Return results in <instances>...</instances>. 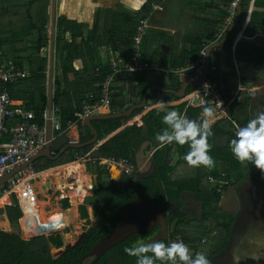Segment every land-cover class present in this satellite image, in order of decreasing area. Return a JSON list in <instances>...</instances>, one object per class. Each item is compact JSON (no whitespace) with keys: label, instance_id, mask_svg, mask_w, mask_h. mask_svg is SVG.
<instances>
[{"label":"trees","instance_id":"16d2710c","mask_svg":"<svg viewBox=\"0 0 264 264\" xmlns=\"http://www.w3.org/2000/svg\"><path fill=\"white\" fill-rule=\"evenodd\" d=\"M233 1L224 0L216 3L209 13L213 17L209 24L205 21H201V23L198 21L204 33L190 34L189 47L177 56H164V53L152 48V36L146 35L142 46L143 62H156L164 70L146 71L143 74H126L131 80V86L114 96L110 105L112 113L122 114L131 107L142 104L146 92L151 88L171 89L179 92L182 80L176 71L187 69L190 67V63L197 62L203 48L215 42L214 36L218 32L217 30L229 26L227 23L228 14L224 9ZM1 2L7 8L4 9L0 4V64L5 66L8 62L13 61L20 67L28 65L31 72L30 78L9 85L8 89L14 107L26 105L32 108L37 115L36 122L41 126H46V114L49 109L50 54L48 49H50L51 0H27L22 4H17L18 6L7 0H0ZM251 2L252 0L243 1L240 22L229 41L223 47L218 48V53L229 56L232 54L231 47L246 21ZM159 3H162V0H148L138 12H132L123 7L118 10L99 9L96 12L93 25L80 23L66 17L58 19L54 110L60 117L62 130H68L70 122L79 123L80 144L93 139L94 134L75 115L81 114L82 102L87 96H94V100L91 102L93 107L100 103L102 85L112 73L109 61H102L100 56L104 52L114 51L124 59L130 60L141 21H148L153 4ZM255 7L256 9L264 8V0H256ZM198 8L199 5H196L197 15H201ZM200 9L203 13L202 8ZM16 14L20 16L22 25L27 26L25 30H22L23 33L26 31L29 35L24 48L20 47V49L16 46L15 38V35L19 36L17 34L19 30H16V23L13 20ZM20 14H23L22 18ZM262 22H264V12H254L250 27L257 31H264ZM166 38L165 35H158L157 41L164 42ZM6 43L14 46L12 48L14 53L10 54L5 50L3 46ZM23 53L27 56H18ZM256 53L263 56L264 49H256ZM218 66L220 71L210 77L218 82L222 89H226L232 76L220 78L221 71L224 70L219 62ZM168 82L170 85H167ZM193 90L194 86H190L187 94L189 95ZM225 99L226 101L230 100L226 96ZM174 101H180L176 94L154 89L148 96L146 107ZM235 105L232 104L230 108L231 120L219 121L215 115L209 118L212 135L208 137L210 146L208 154L215 161V165L211 169L204 166L193 167L187 163L184 157L190 151L189 144L179 145L174 142L162 145L156 139V136L162 134L168 127L163 122V117L167 112L175 110L190 120L202 122L205 119L204 109L187 108L186 104L160 107L151 110L130 126H128L129 122L141 115L145 109L136 110L131 117L93 121V126L99 133L97 144L85 148H70L57 160L42 158L34 165L36 172L40 173L54 167L77 162L81 158L87 160V170L96 177V180L94 196L79 207L81 218L84 221L82 230L86 233V237L77 246L70 247L71 241L66 243V232L69 228L61 216L62 227L56 234L45 233L42 230L31 231L29 230L31 227L23 218V230L26 236L41 235L31 240H24L20 224L23 214L18 199L14 195V206L6 208L12 232L10 234L0 232V264H82L84 258L96 249L102 239L111 236L116 228L126 222L130 208L142 193H147L148 200L162 211L171 206L175 199L180 200L185 193L197 195L204 204L210 202L209 198L217 199L218 193L210 184L211 178L229 181L233 173L238 172V176H241L243 175L242 171L248 169L249 165L255 166L247 161L241 163L231 150V141L236 139L239 129L233 121ZM248 123L246 122L245 126ZM122 128L125 129L97 148L101 141ZM146 141H149V150L158 149L152 157L154 174L144 177L141 173L136 172L132 176L125 177L122 184L115 181L111 171L107 166L102 165L101 160L125 159L137 167L136 150ZM60 151L61 149L56 155ZM174 155L178 158L175 165L169 163ZM223 176L226 177L223 178ZM136 177L139 178L137 184H135ZM6 188L7 186L4 189ZM4 189L0 190V198ZM98 198L103 199V204L96 203L95 199ZM21 202L23 209L31 212L22 198ZM79 203V200L72 201V206L78 207ZM0 204L9 205V198L3 197L0 199ZM63 208L65 210L71 208L69 200L64 201ZM42 225L44 226V224ZM45 230L52 233L57 231V229L52 231L49 228ZM158 230L160 229L153 228L148 233L130 235L110 248L94 264H136V257L126 254L124 249L151 239ZM177 234L178 232L171 231L169 238L160 242L170 243ZM155 264H162V262L156 260Z\"/></svg>","mask_w":264,"mask_h":264},{"label":"crops","instance_id":"0c3cea01","mask_svg":"<svg viewBox=\"0 0 264 264\" xmlns=\"http://www.w3.org/2000/svg\"><path fill=\"white\" fill-rule=\"evenodd\" d=\"M7 1L15 4V6H18L17 4H22L24 3V1L27 0H7ZM147 1L148 0H135V1L118 0L115 3H113L114 0H108L110 5L113 4L116 5L108 6L107 8H102L99 7V5L97 4L96 5L91 4L93 2H91L90 0H57V22L59 18L66 17L70 20H75L80 23L93 25L96 19V12L99 10V8L111 9L112 7H118L117 9H113V10H118L120 7H123L124 9L130 10L132 12H138L142 9V7ZM222 1L224 0H162V3H159L162 6V10L152 11L150 19L148 21H145L146 31H147L146 35L150 34L152 36L151 47L158 49L159 52H161L162 54L164 53V56L179 55L181 51L189 47L188 42L191 39L190 34L197 35L204 33V30L200 25L201 21L202 22L205 21L207 22V24H209L210 20H212L213 18L209 14L211 9L215 6L216 3ZM255 1L256 0H252L246 21L234 40L233 47H231L232 54L230 56L224 53L220 54L217 52L218 48H220L218 47L215 48V50H213L211 55L212 56L211 64L217 67L218 69L217 72L220 71L218 62L219 65L224 70L223 72L221 71L220 78L224 79L227 76L229 77V75L232 76V78L229 79L228 86L226 87V89L224 88L223 91H224V95L230 98L229 102H231V104L233 105L236 104L235 105L236 109L233 111V119H234L233 121L239 128L244 127L246 122H249L250 120L254 119L260 112H264V54L263 56H260V54L258 55L256 53V49H264V34H263L264 31L262 30L257 31L254 30L252 27H250V21L253 16V13L264 12V8L256 9ZM99 3H104V2L100 1ZM120 3H123L124 6L122 5L119 6ZM0 4L4 7V9L7 8L5 5H3L2 2ZM196 5H199L198 10L199 13H201V15L199 14L197 15L198 12L196 10ZM101 6L103 5L101 4ZM51 7H52V0H51ZM200 8H202L203 13L201 12ZM71 9H75L73 15H70L68 12ZM242 12H243V7H242ZM20 15L22 18L23 14ZM238 17H239V9L236 19L232 23L228 24L229 25L228 27H221L217 30L219 31L220 29H223V34L219 40L217 41L215 40V42L212 45H209L208 47L209 51L211 50L210 48L213 45L219 44L225 40L229 29L234 26ZM241 17H242V13H241ZM50 18H51V24H50L49 35L51 40L52 8H51ZM13 20L16 23V27H15L17 28L16 30H19V33L16 32L19 36L15 35L16 43H17L16 46L18 47V49H20V47L24 48L25 44L27 43V39H29L28 38L29 35L26 31L23 33L22 30H25V27L27 26L22 25L23 23L20 22V16L18 14H16L13 17ZM227 23H228V19H227ZM262 24L264 25V22H262ZM235 28L233 29V31L235 30ZM233 31L230 33L228 39H226L227 41L225 40L226 42L224 43V45L229 41ZM57 33H58V23H56V35ZM158 35H165L167 36V38L164 40V42L162 41L158 42L157 41ZM244 39H247L248 41L245 42ZM6 44L3 46L5 50H7L10 54L14 53V51L12 50L14 46L11 45L10 43H6ZM49 54H50V50H49ZM18 56H27V54L23 53V54H19ZM143 56H144V52H143ZM100 59L104 62H107L108 60L111 59V56H109V53L104 52L100 56ZM149 63L156 64L159 68V70L157 71L164 70L162 66L156 62H149ZM194 64L195 62L190 63L189 68L187 69L183 68L177 70L176 72L182 70H188L192 68ZM24 67L29 69L28 65H25ZM55 70H56V60H55ZM167 73L169 72L167 71ZM178 75H180L181 77L182 87H183L184 78L188 77L193 80L195 79L194 73L191 70L186 71L183 74L178 73ZM167 85H170V82H168ZM130 86H131V80L128 79V76L126 74L119 75L114 84V89H113L114 94L117 95L122 90L130 88ZM190 86H194V90H195L199 87V83L190 84ZM181 89L179 90V92L181 91ZM162 91L165 92L168 91L167 93L176 94V96L178 93L171 89L169 90L162 89ZM187 95L188 94L186 93V96ZM185 98L183 99L179 98L180 101L164 103L162 104V106L161 104H159L153 107H145L144 108L145 111L141 115L130 121L128 126L140 120L143 116H145L148 112H150L153 109H157L160 107L180 106L184 104ZM108 114H114L112 113L110 106L109 107L102 106L98 109V111L95 113L94 116L108 115ZM53 116H55V113H53ZM87 119L88 118L84 120L83 124H85ZM123 129L125 128H122L116 131L115 133L111 134L109 137L105 138L104 141L100 142L97 148L101 144L110 140V138L114 137L116 134L120 133ZM55 132L56 131H53L52 133L53 141L51 145L54 158L59 159L60 157H62V155L66 151L58 158L61 151L72 144L73 139L77 138L80 144V140H79L80 130H79V123L77 122L68 130H62L60 132H56L57 134ZM148 142L149 141H146L145 143L140 145L139 148L140 149L143 148L145 152H149V156L147 160L150 159V162H152V157L155 154L156 150L158 149L152 148L151 150H149ZM59 149H61V151L58 155H56ZM42 158H47V157H42ZM42 158L36 160L32 164V167L34 168V165L38 163ZM57 159H53V160H57ZM177 159H178L177 156L174 155L170 159L172 160L173 163H170V161L169 163L175 165ZM86 163L87 160L81 158L77 162L54 167L40 173L36 172V170L34 169L36 174L33 181V185L36 188V193L38 196L40 193L42 194L44 193L46 197L47 196L49 197L51 191L54 190L55 194L61 196L60 198L55 197V199L58 202L61 201L63 205L65 200H69L70 202L71 205L70 209L65 210L63 206L62 208H60V204H58L57 208H52V214L56 213L57 216L63 214L65 217L64 221L67 227L69 229L72 228L71 233H69L71 236L70 235L67 236V242H66L68 243V241L70 240L73 245L71 247L77 246L80 243V241L86 237V233L82 230L84 221L82 220L79 212V207L82 203L85 202V200L83 199V202L81 203L82 201L81 198L77 196H75L76 197L75 199H71L72 197H69L68 195L69 194L71 195L73 191L71 189L67 191H62L61 187L65 185L68 186L72 185L76 187L75 186L77 184L76 174L75 173L70 174V172L66 167H68L69 165L73 166L76 164L79 165L81 164L84 166L85 174L91 178V182L92 179H94V183L92 184V191L94 196L93 187L95 186L96 177L88 172ZM135 168L137 169V172L141 173V175L143 176V171H144L143 167H139L137 164V167L135 166ZM58 171H60V176L55 177L54 174ZM113 171L115 172L116 175L121 174L115 168ZM262 172L263 174H261ZM50 173H52L53 175L44 177L45 175ZM238 174H239L238 172L233 173V176L229 178V181L217 180L215 178H211L210 184L212 185V188H214L218 193V198L217 199L209 198L210 202H208V204L202 203V201L198 198L197 195H194L192 193H185L180 200L175 199L172 205L169 206L166 210L162 211L159 209L161 214L160 215L161 219L159 225H157L155 228H158L160 230H158V232H156V234L151 239L154 238L156 239L155 241H161L163 239H168L171 231L178 232L177 235L182 236L185 240V244L189 246L193 258H195L197 254H203L208 258L209 264H264V171H261L256 166L253 167L249 165L248 169L242 171L243 175L238 176ZM61 175L63 177V180L67 184L60 185L58 188L57 181L61 178ZM225 177L226 176H223V178ZM112 178L114 179V176H112ZM124 178L125 177L121 176L119 180H115V179L114 180L122 184ZM38 179H40L41 182L38 183L37 182ZM219 182H223V192L218 191ZM6 183L0 188V190L4 189L5 186H7ZM6 189H4L3 195L0 199L7 196L5 195ZM63 195H67V196L64 197ZM13 196L12 197L8 196L10 200V204L7 205V207L14 206V201L12 202ZM20 196L24 204L30 208L29 204L25 203L22 195ZM71 200L72 201L79 200L80 203L78 207H73ZM95 201L97 204H101L103 199L98 198L95 199ZM19 206L24 217L25 211L20 202H19ZM3 208L4 206L0 204V224H2L3 226L6 224L5 221H7L10 230L4 232L10 234L12 232L10 221L8 219L7 211L6 213H4ZM53 210L55 211L53 212ZM21 220H20V224H21ZM76 221L81 222V227H80L81 229L80 228L75 229L73 228V226H71V224H74ZM8 224H6L7 225L6 227H8ZM61 227H62L61 221H59L58 219V223L56 225L47 227L50 228L52 231H56V229L57 231L53 233L52 232L51 233L48 232V233L56 234L60 231ZM74 229L77 231H79V229L82 230L81 234L80 235L73 234L72 236V232H74ZM141 233H146V232H141ZM77 236L80 237L81 239L76 242L75 238H77ZM151 239H148L146 241H149ZM177 264H181V262Z\"/></svg>","mask_w":264,"mask_h":264},{"label":"built area","instance_id":"2783aa9c","mask_svg":"<svg viewBox=\"0 0 264 264\" xmlns=\"http://www.w3.org/2000/svg\"><path fill=\"white\" fill-rule=\"evenodd\" d=\"M240 5V0H234L226 7L228 14V24L232 23L237 15ZM160 4H153L152 11H161ZM146 22L141 21L136 34V43L133 48V53L130 60L124 59L119 53L114 51L109 52L111 59L108 60L112 73L107 77L102 85V99L100 103L93 107L91 102L94 96L90 95L82 102L81 114L77 113L75 117L84 123L86 118L92 117L102 106L109 107L115 96L114 84L119 75L128 73L141 74L146 71H157L158 66L153 63L143 62V43L146 36ZM223 34V29H220L215 35V40H219ZM209 46H205L201 52V56L192 68L182 70L177 73L183 74L186 71H193L194 78L199 79L203 76L206 65L208 63ZM212 60V56H211ZM217 67L211 64L209 75L199 82V87L193 90L186 96L184 104L187 108L211 107L214 115L219 121L231 120L232 114L230 112L231 102L226 101L223 89L219 83L214 81L210 76L217 73ZM31 77V72L26 67H20L15 62L10 61L5 66L0 64V181L5 179L12 172L17 171V174L8 180L5 190V195H15L21 202V196L25 202L33 203L30 195L36 193V188L33 185L35 178V170L32 163L35 157L39 156L49 146L52 145V139L48 136V123L52 121L53 131H62V125L59 115L56 110L50 114L49 110L46 114V126H41L36 122L37 115L32 108L23 105L21 107H14V102L9 91V85L15 84L19 81ZM75 123L70 122L69 127ZM79 143L73 139L72 143ZM102 165L108 167L112 172L115 168L121 172L122 177L132 176L137 172V169L130 164L128 160H101ZM113 176V174H112ZM218 191L223 192V182H219ZM38 196V195H37ZM171 242H183L185 240L182 236L176 235ZM180 261L177 260V263Z\"/></svg>","mask_w":264,"mask_h":264},{"label":"clouds","instance_id":"9594fccd","mask_svg":"<svg viewBox=\"0 0 264 264\" xmlns=\"http://www.w3.org/2000/svg\"><path fill=\"white\" fill-rule=\"evenodd\" d=\"M162 106V104H161ZM205 119L197 122L188 119L177 111H169L163 117L168 127L156 136L162 145L177 143L189 144L190 151L184 159L190 166H204L211 169L215 161L208 154V137L212 135L209 118L214 116L213 109L206 107L203 110ZM231 150L235 158L241 163L247 161L264 171V112H260L249 123L239 128L236 139L231 141ZM125 253L136 257V264H155L156 260L162 264H209L208 258L203 254L191 255L190 248L183 242L164 243L160 241L140 243L126 247Z\"/></svg>","mask_w":264,"mask_h":264},{"label":"rangeland","instance_id":"374dc122","mask_svg":"<svg viewBox=\"0 0 264 264\" xmlns=\"http://www.w3.org/2000/svg\"><path fill=\"white\" fill-rule=\"evenodd\" d=\"M90 1L93 2L91 4H94V5L97 4V5H99V7H102V8H107L108 6H115L116 5V4L110 5L108 0H105V1L104 0H90ZM100 1L104 2V3H99ZM116 1H118V0H114L113 3H115ZM119 1H123V0H119ZM101 4L103 6H101ZM120 5L124 6L123 3H120L119 6ZM90 6H92V5H90ZM117 8L118 7H112L111 9H117ZM99 9H101V8H99ZM74 11H75V9H71L68 12H69L70 15H73ZM136 156H137V164H138V166L139 167H143V170H144L143 171V176L147 177L149 175H152L154 173L155 169H154L153 162H150V159L147 160L148 156H149V152H145L143 150V148H141V149L139 148L138 150H136ZM172 160H170V163H173ZM81 164H84V163H81ZM113 170H114V168L112 169L111 174H113L115 180H119L121 178L122 174L118 173L119 175H116ZM37 182L39 183V182H41V180L38 179ZM93 183H94V179H92V184ZM63 184H67V183H65V181L63 180V177L61 175V178L57 181L58 188H59L60 185H63ZM67 190H70V189L68 188L65 191H67ZM68 196L72 197V194L71 195L69 194ZM92 196H93V191H91V194L88 195L87 197L81 198V200H82L81 203L83 202V199L86 201V200L92 198ZM6 197L9 198L8 196H6ZM49 197L48 196L46 197L44 195V193L43 194L40 193L39 196L37 197V193H34V195H30L31 201L33 203H31V205H30L29 203L25 202V203L29 204V206L31 208V211H32V212H29V211L24 209L25 214H24V217H22V218H24V221L28 224V226L31 227V229H29V230H31V231L42 230L45 233H48V230H45L47 228H45L42 225L43 224L42 222L44 221V218L51 219L52 217L56 216L59 219V221H61V219H60L61 216H63V218H65L63 214H60L59 216H57L56 213L52 214V208H57L58 204H60V208H62L63 203H61V201L58 202L55 199V197L60 198L61 196L55 194L54 190H52ZM64 197H66V196H64ZM75 198L76 197H72L71 199H75ZM37 199H38L39 202L37 201ZM13 201L14 200H12V202ZM101 204H103V201L101 202ZM6 207H7V205L4 204V208H3L4 213H6ZM54 211L55 210H53V212ZM160 215H161L160 214V210L157 207H155L148 200L147 193H142L140 195L139 199L137 201H135L134 204L132 205V207L130 208V211H129V214H128V218H127L126 222L124 224H122L120 227L116 228L111 236H109V237H107L105 239H102V241L96 247V249L90 255H88V256H86L84 258L82 264H94L110 248H112L113 246H115L118 243L122 242L123 240H125L126 238H128L132 234H138V233H141V232H146V233L151 232L153 230V228H155L157 225H159L160 219H161ZM5 222H6V224H8L7 221H5ZM6 224L3 225L4 227L2 226V224H0V232H4V231H9L10 230L9 224H8V227H6L7 226ZM71 226H73V228H75V229L76 228H80L81 227V222L76 221L74 224H71ZM21 228H22L21 229L22 230V238L24 240H31V239H34V238H37V237L41 236V235H35V236H30V237L26 236V234H24V230H23L24 226H23L22 220H21ZM71 229L72 228L67 229L68 232H66V236L70 235L69 233H71V231H72ZM75 229H74V232H72V236H73V234L80 235L81 232H82V230H80L81 228L79 229V231H77ZM45 235H47V234H45ZM75 239H76V242H77L81 238L77 236V238H75ZM71 246H73V245H71Z\"/></svg>","mask_w":264,"mask_h":264},{"label":"water","instance_id":"95a60500","mask_svg":"<svg viewBox=\"0 0 264 264\" xmlns=\"http://www.w3.org/2000/svg\"><path fill=\"white\" fill-rule=\"evenodd\" d=\"M244 0H240V5H239V17L236 20V23L234 24L233 27H231L226 35V39H228L230 33L233 31V29L236 27V25L239 23L240 21V17H241V13H242V4H243ZM56 23H57V0H52V26H51V40H50V64H49V112L50 114L53 113L54 110V81H55V60H56ZM263 33V32H261ZM264 34V33H263ZM223 41L219 44H215L213 45L210 49L209 52V56H208V63L206 65L205 71L203 76H201L199 79H191V78H184L183 80V87L181 89L180 92L177 93V96L179 98H185L186 97V93L188 90V87L190 86V84H194V83H199L200 81H202L203 79H205L209 73H210V67H211V55L213 50H215V48L221 47L224 45V43L227 41ZM245 42H247V39H244ZM154 89V88H153ZM153 89H149L146 94H145V98H144V102L140 105H136L131 107L129 110H127L126 112L122 113V114H108V115H99V116H92L89 117L86 122L85 125L87 127H89L91 129V131L94 134V138L91 139L90 141L83 143V144H79L78 142L75 144H71L70 146L64 148L60 155L58 156V158L68 149L70 148H85L87 146H91L94 144H97L99 142V133L98 131L94 128L92 122L95 120H110V119H116V118H123V117H131L134 112L136 110L139 109H144L146 107L147 101H148V96L151 92V90ZM158 90H162L160 88H156ZM168 92V91H166ZM52 133H53V123L52 121H50L48 123V136H49V140L52 139ZM42 157H47L49 159H57L54 158L53 156V152H52V147L49 146V148H47L45 151H43L39 156L35 157V159L33 160V163L38 160L39 158ZM32 163V164H33ZM17 172H14L10 175H8L5 179H3L2 181H0V188L9 180L11 179ZM139 178L136 177L135 178V184L138 183ZM94 188V187H93ZM156 239H151L149 241H144L142 243H150V242H154Z\"/></svg>","mask_w":264,"mask_h":264},{"label":"bare ground","instance_id":"6f19581e","mask_svg":"<svg viewBox=\"0 0 264 264\" xmlns=\"http://www.w3.org/2000/svg\"><path fill=\"white\" fill-rule=\"evenodd\" d=\"M66 168L68 169L70 174H72V173L76 174L77 184L75 185L76 187H74L72 185L71 186L65 185V186L61 187V190L65 191V189H68V188L71 189L73 191L71 193L72 197L77 196L80 198H85L88 195H90L91 191H92V182H91V178L85 174L84 166L81 164L80 165L76 164L73 166L69 165ZM51 175H53V174L50 173V174L45 175L44 177L51 176ZM54 176L59 177L60 171L56 172L54 174ZM64 196H67V195H64ZM43 223H44L45 227H51L52 225H56L58 223V219L56 216L52 217L51 219L44 218Z\"/></svg>","mask_w":264,"mask_h":264}]
</instances>
